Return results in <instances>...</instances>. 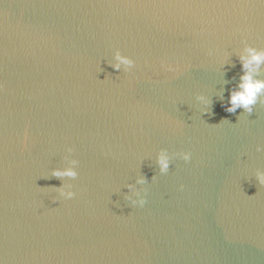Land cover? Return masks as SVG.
Returning <instances> with one entry per match:
<instances>
[{
    "label": "water",
    "instance_id": "95a60500",
    "mask_svg": "<svg viewBox=\"0 0 264 264\" xmlns=\"http://www.w3.org/2000/svg\"><path fill=\"white\" fill-rule=\"evenodd\" d=\"M245 43L264 48L260 0H0L2 264H264V104L221 106ZM161 148L191 159L159 174Z\"/></svg>",
    "mask_w": 264,
    "mask_h": 264
},
{
    "label": "clouds",
    "instance_id": "9594fccd",
    "mask_svg": "<svg viewBox=\"0 0 264 264\" xmlns=\"http://www.w3.org/2000/svg\"><path fill=\"white\" fill-rule=\"evenodd\" d=\"M260 3H264V0H260ZM236 57L240 64V75L237 83L228 90L226 103L222 101L221 106L227 113H236L237 109H242L244 114H251L253 106L257 105V103L264 104V79L259 78L261 70L264 69V48H257L245 43L236 53ZM229 62L230 56L225 59L222 67ZM108 64L114 71L122 70L124 72H129L135 66L134 60L122 55L119 49L112 52L111 61ZM160 67L165 72L176 71L174 66L163 61H161ZM220 95L223 96V91H221ZM196 100L199 101L200 113L209 114L211 101L203 95H197ZM260 150L261 148L258 146L257 151ZM72 151L71 147L65 149L67 155L63 159L66 161V165L50 169L48 176L63 181L59 187L53 186L51 188L55 190L58 197L64 200L72 199L76 195L72 191V185L64 183L65 178L75 179L78 175L76 171L78 161L69 158ZM173 158H179L187 163L191 159V153L189 151H180L170 154L167 149L161 148L155 155V164L159 174L168 172ZM254 176L259 187L264 188V170L257 169L254 172ZM155 179L156 175H153L151 180ZM146 183H148V179L143 174L137 175L134 183H128L124 186L128 189V193L124 194L123 199L129 205L142 207L146 202L142 193L146 190L137 186H143ZM180 187L182 188L183 186L181 185ZM52 201L55 203L57 200L54 197ZM0 264H2V261H0Z\"/></svg>",
    "mask_w": 264,
    "mask_h": 264
}]
</instances>
